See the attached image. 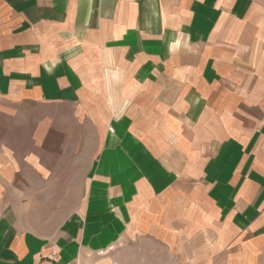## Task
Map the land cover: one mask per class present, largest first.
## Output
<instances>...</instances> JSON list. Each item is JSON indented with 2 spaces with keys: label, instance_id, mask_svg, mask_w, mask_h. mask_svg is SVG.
I'll list each match as a JSON object with an SVG mask.
<instances>
[{
  "label": "crops",
  "instance_id": "obj_1",
  "mask_svg": "<svg viewBox=\"0 0 264 264\" xmlns=\"http://www.w3.org/2000/svg\"><path fill=\"white\" fill-rule=\"evenodd\" d=\"M264 264V0H0V264Z\"/></svg>",
  "mask_w": 264,
  "mask_h": 264
},
{
  "label": "built area",
  "instance_id": "obj_2",
  "mask_svg": "<svg viewBox=\"0 0 264 264\" xmlns=\"http://www.w3.org/2000/svg\"><path fill=\"white\" fill-rule=\"evenodd\" d=\"M70 264H80L78 261H74L73 263Z\"/></svg>",
  "mask_w": 264,
  "mask_h": 264
}]
</instances>
